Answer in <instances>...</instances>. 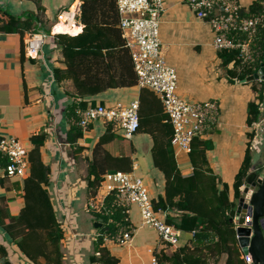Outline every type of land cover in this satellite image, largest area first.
Instances as JSON below:
<instances>
[{
    "label": "crops",
    "instance_id": "obj_1",
    "mask_svg": "<svg viewBox=\"0 0 264 264\" xmlns=\"http://www.w3.org/2000/svg\"><path fill=\"white\" fill-rule=\"evenodd\" d=\"M74 0H0V8L7 17L32 19L34 32L45 34L44 44L36 58L29 57L26 38L21 33L0 32V138L17 137L28 148L30 137L47 133L42 147V159L51 167L49 193L58 222L65 229L62 240L63 259L61 264H102L101 253L95 252V235L102 223L92 207L106 195L101 184L93 195L88 187L92 150L105 132L107 123L97 121L84 131L83 137L71 144L68 133L73 120L67 116V108L77 98V88L70 78L58 81L55 69H65L64 55L54 35L58 16L69 9ZM259 0H240L245 9ZM264 7V1L262 2ZM84 29V24H78ZM79 34V33H78ZM160 38L165 59L178 66L177 92L194 102L217 100L220 105L218 122L210 128L202 139L212 142L207 150L206 168L218 176L221 184L230 186V198H234L233 184L239 172L249 143V133L255 132L251 142L252 167L262 160L264 152V98L260 104V118L253 126L247 125L248 105L257 100V92L251 88L246 98L241 94L239 80L226 76L219 52L214 47L215 33L211 25L197 18L195 11L182 0H167V9L162 16ZM206 55L202 61H199ZM264 59L261 53L260 61ZM167 61V59H166ZM257 61V62H260ZM262 62V61H261ZM169 64V65H170ZM171 66V65H170ZM180 67V68H179ZM228 81H225V80ZM264 81V75L257 82ZM142 89L138 86L110 88L100 94L99 100L109 107L117 104L129 105L140 99ZM81 128V127H79ZM114 128V127H113ZM116 138L108 145L113 155L131 154L133 170L141 176L152 198L165 194V178L151 158L153 139L150 134L139 131L131 140H125L121 131H115ZM128 147V148H127ZM183 175L193 174L190 155L177 156ZM113 171V170H112ZM110 172V171H109ZM108 173V172H107ZM26 178V177H25ZM13 177L0 180V198H5L12 215H18L24 205V180ZM243 189V186L241 190ZM101 214V213H100ZM164 220L165 217H162ZM237 218L236 215L232 219ZM131 223L137 228L133 242L117 246L104 244L109 253L118 259L117 264H151L157 254L173 255L175 251L188 245L192 249L201 246L210 264H226L228 255H215L207 245L198 244L195 233L184 232L177 247L159 241L154 229L142 225V218L136 206L130 213ZM235 223V221H234ZM236 230V228H235ZM215 240L218 235L213 230ZM0 243L6 249L13 264H34L27 260L18 248L8 243L0 232ZM241 257L245 256L237 241ZM114 249V251H113ZM170 264V263H168Z\"/></svg>",
    "mask_w": 264,
    "mask_h": 264
},
{
    "label": "trees",
    "instance_id": "obj_2",
    "mask_svg": "<svg viewBox=\"0 0 264 264\" xmlns=\"http://www.w3.org/2000/svg\"><path fill=\"white\" fill-rule=\"evenodd\" d=\"M259 0L247 9L248 16L264 10ZM81 21L82 32L76 35L59 33L54 35L64 55L65 69H55L58 81L70 78L76 85L78 101L68 106L67 116L77 118L78 110H85L98 105H106L99 100L100 94L110 88L132 87L138 85L132 56L125 46V40L119 26L117 0H83ZM32 19L7 17L0 8V32L26 33L34 32ZM48 37V36H47ZM261 51L264 53V31L261 33ZM225 69L226 76L231 80L244 81L255 75L262 62L254 65L241 66L238 53L232 50L218 51ZM258 93L257 100L248 105L247 125L253 127L260 118V104L264 98V81L249 82ZM139 131L150 134L153 139L151 158L154 166L161 170L165 178V194L152 198L154 208L161 212L168 224L174 225L184 232L195 233L198 244L209 242V252L219 258L227 254L226 264H244V258L237 248L235 224L231 219L236 215L242 195V186L250 173L253 163L251 142L255 132L249 133V143L243 164L233 184L234 198H230V186L221 184L218 176L208 165L207 150L212 142L195 138L190 155L194 172L183 175L177 161L176 149L172 144L173 126L167 121L163 104L154 92L143 88L140 98ZM105 132L92 150L88 187L95 195L109 171L132 172L133 159L131 154L113 155L108 145L116 135L112 124H106ZM137 132V133H138ZM47 133H39L30 137L29 158L30 171L24 180V205L18 215H12L9 207L4 205L5 198H0V232L5 240L15 245L27 260L34 264H61L63 259L62 240L65 229L56 217V212L49 193L51 167L42 159V147L45 145ZM83 137V130L72 127L68 133L71 144ZM125 139V138H124ZM127 140V139H125ZM129 141V140H128ZM7 161L0 156V180L9 179L4 175ZM114 196L109 195L107 204H111ZM98 213V212H97ZM102 223L100 233L115 234L117 222L128 224L127 214L117 209L111 215L98 213ZM112 219V221H110ZM213 230L218 235L215 240ZM103 238L95 243V252L101 253L102 264H117L118 259L102 247ZM160 264H210L204 249L199 245L191 248L184 245L173 255L157 254ZM0 261L13 264L6 249L0 243Z\"/></svg>",
    "mask_w": 264,
    "mask_h": 264
},
{
    "label": "built area",
    "instance_id": "obj_3",
    "mask_svg": "<svg viewBox=\"0 0 264 264\" xmlns=\"http://www.w3.org/2000/svg\"><path fill=\"white\" fill-rule=\"evenodd\" d=\"M196 13L197 18L207 21L215 33L214 47L218 51L232 50L238 54L241 66L254 65L261 58V33L264 31V10L248 16L247 9L240 0H182ZM83 0H74L68 10L58 16V21L77 24L81 21ZM119 26L125 46L132 56L138 86L154 92L160 98L167 121L173 126L172 144L176 156L190 154L195 138H202L218 122L220 105L217 100L192 102L177 92L178 78L174 67L170 66L162 49L160 25L167 9V0H117ZM65 19L62 20V18ZM45 34L29 32L26 38L27 55L36 58L44 44ZM140 99L129 105L113 107L98 105L77 111L73 124L86 131L97 121L112 124L114 131H121L125 139L131 140L140 127ZM0 156L7 161L6 177L25 178L30 171L28 147L17 137L0 138ZM194 172V167L191 169ZM103 185L106 195L92 208L108 216L122 209L127 214L128 224L117 222L115 234L104 232L95 235L103 238L104 244L124 246L133 242L137 228L131 223L130 213L136 206L142 218V225L154 229L159 241L172 248L177 247L183 231L168 224L154 203L145 180L134 171H110L106 173ZM113 195L109 205L107 199ZM112 221V219L110 220ZM235 228L239 224L237 218ZM250 217L246 218V222ZM244 264H252L251 255H245ZM0 264H4L0 261ZM151 264H160L157 256Z\"/></svg>",
    "mask_w": 264,
    "mask_h": 264
},
{
    "label": "water",
    "instance_id": "obj_4",
    "mask_svg": "<svg viewBox=\"0 0 264 264\" xmlns=\"http://www.w3.org/2000/svg\"><path fill=\"white\" fill-rule=\"evenodd\" d=\"M263 75L264 66L241 82L248 83ZM247 217H250L249 222H246ZM231 222L234 223V219ZM237 222V241L244 255H251L252 264H264V152L261 162L254 165L245 178Z\"/></svg>",
    "mask_w": 264,
    "mask_h": 264
},
{
    "label": "bare ground",
    "instance_id": "obj_5",
    "mask_svg": "<svg viewBox=\"0 0 264 264\" xmlns=\"http://www.w3.org/2000/svg\"><path fill=\"white\" fill-rule=\"evenodd\" d=\"M67 15H65L63 19H65ZM82 30V26L78 25L77 23H75L74 21H70L68 24L65 23L64 21H61L58 23V25L54 28V31L56 33H67L70 35H76L78 33H80V31Z\"/></svg>",
    "mask_w": 264,
    "mask_h": 264
},
{
    "label": "rangeland",
    "instance_id": "obj_6",
    "mask_svg": "<svg viewBox=\"0 0 264 264\" xmlns=\"http://www.w3.org/2000/svg\"><path fill=\"white\" fill-rule=\"evenodd\" d=\"M162 49H163V45H162ZM204 58H206V55H204L203 56V58L201 59V60H199V61H202ZM220 58V57H219ZM167 59V63L168 64H170V62L168 61L169 59L168 58H166ZM172 67H174L176 70H178L177 68H178V66L176 65H174V64H170ZM180 68V67H179ZM225 81H228L227 79L225 80ZM233 81V80H232ZM240 85V87H241V89H242V92H241V94L243 95V98L245 99L246 97L245 96H247V93H249V92H253V90H251V88H252V86H251V88H248L247 90H245V87L248 85V84H245V83H243V82H241V84H239ZM253 89V88H252ZM181 96V95H180ZM194 102V101H193ZM118 105V104H117ZM128 148V147H127ZM113 251H114V249H113Z\"/></svg>",
    "mask_w": 264,
    "mask_h": 264
}]
</instances>
